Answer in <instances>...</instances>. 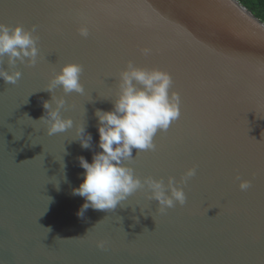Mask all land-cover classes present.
<instances>
[{
	"label": "water",
	"instance_id": "95a60500",
	"mask_svg": "<svg viewBox=\"0 0 264 264\" xmlns=\"http://www.w3.org/2000/svg\"><path fill=\"white\" fill-rule=\"evenodd\" d=\"M0 23L35 25L39 37L37 63L17 62L15 84L0 80V264H264V22L238 0H0ZM129 61L168 72L180 96L155 149H133L134 174L196 175L180 185L185 204L164 214L141 189L80 218L77 157L101 151L94 113L112 109ZM65 63L82 66V94L43 90ZM52 95L73 127L49 136L40 118Z\"/></svg>",
	"mask_w": 264,
	"mask_h": 264
},
{
	"label": "clouds",
	"instance_id": "9594fccd",
	"mask_svg": "<svg viewBox=\"0 0 264 264\" xmlns=\"http://www.w3.org/2000/svg\"><path fill=\"white\" fill-rule=\"evenodd\" d=\"M81 37L87 38L88 28L78 29ZM36 26L26 29L17 24L8 26L0 23V62L5 57L8 70L0 67V80L15 84L21 77L16 70L17 62L34 66L37 63L39 37L35 34ZM143 55H150V48L140 49ZM83 69L78 63H65L59 71L49 79L43 90L53 93L59 86L63 93L75 92L82 94L84 88L80 83ZM172 78L168 72L160 69H148L135 66L131 61L118 73V91L112 100L111 110L96 109L98 148L89 162L83 156L77 157L83 179L78 187L72 189L73 195L84 198V203L77 212L83 218L87 209L108 212L125 201L137 190H145L148 200L157 202L158 212L166 213L175 205H184L186 195L180 185L196 175L195 166L184 170L179 181L172 176L163 179H153L146 176L143 179L134 174L130 166L136 154L146 150H154V137L158 132H165L180 116V96L171 91ZM66 105L62 96L52 95L51 103L43 101L45 114L40 121L45 124L46 134L51 136L73 127L71 118L62 117L60 112ZM75 140L81 148L90 149L92 136L84 127H76ZM239 180L241 191L249 189V180ZM49 232L51 231L50 228ZM96 246L103 249L104 241H97Z\"/></svg>",
	"mask_w": 264,
	"mask_h": 264
},
{
	"label": "trees",
	"instance_id": "16d2710c",
	"mask_svg": "<svg viewBox=\"0 0 264 264\" xmlns=\"http://www.w3.org/2000/svg\"><path fill=\"white\" fill-rule=\"evenodd\" d=\"M250 12L264 22V0H238Z\"/></svg>",
	"mask_w": 264,
	"mask_h": 264
}]
</instances>
